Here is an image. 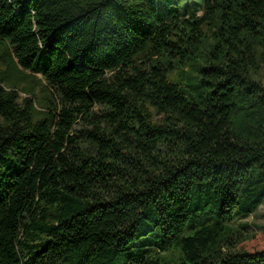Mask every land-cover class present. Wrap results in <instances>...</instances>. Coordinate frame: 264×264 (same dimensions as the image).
Wrapping results in <instances>:
<instances>
[{
  "label": "trees",
  "instance_id": "16d2710c",
  "mask_svg": "<svg viewBox=\"0 0 264 264\" xmlns=\"http://www.w3.org/2000/svg\"><path fill=\"white\" fill-rule=\"evenodd\" d=\"M182 2L0 0V264H264V0Z\"/></svg>",
  "mask_w": 264,
  "mask_h": 264
},
{
  "label": "rangeland",
  "instance_id": "374dc122",
  "mask_svg": "<svg viewBox=\"0 0 264 264\" xmlns=\"http://www.w3.org/2000/svg\"><path fill=\"white\" fill-rule=\"evenodd\" d=\"M178 1V0H177ZM184 7L188 4L192 6L200 3L201 0H182ZM187 1V2H186ZM189 2V3H188ZM201 14V11L199 12ZM3 67L0 59V69ZM39 77L40 73L37 74ZM172 76H176L174 73ZM259 77L264 82V66H262ZM30 84L29 79H24L19 82V87H26ZM37 92L40 87L37 86ZM39 93V92H38ZM22 95H24L22 93ZM234 228L240 231V239L235 248L245 249L249 251L260 250L264 248V203L254 212L249 215H236L232 224ZM178 251H174V255L178 257Z\"/></svg>",
  "mask_w": 264,
  "mask_h": 264
}]
</instances>
